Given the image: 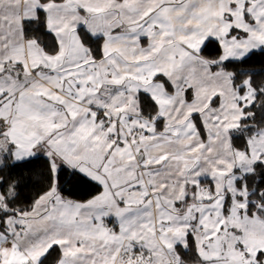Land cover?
<instances>
[{
	"label": "snow or ice",
	"instance_id": "1",
	"mask_svg": "<svg viewBox=\"0 0 264 264\" xmlns=\"http://www.w3.org/2000/svg\"><path fill=\"white\" fill-rule=\"evenodd\" d=\"M255 51L264 0H0V264H264Z\"/></svg>",
	"mask_w": 264,
	"mask_h": 264
},
{
	"label": "trees",
	"instance_id": "2",
	"mask_svg": "<svg viewBox=\"0 0 264 264\" xmlns=\"http://www.w3.org/2000/svg\"><path fill=\"white\" fill-rule=\"evenodd\" d=\"M219 50L214 44H209L203 51V55L214 58ZM229 71L255 72V79L259 82L264 80V52L255 51L246 58V63L233 62ZM5 176H11L12 180L19 181V194L21 202L30 201L36 193L46 187V164L44 158L22 162L19 166L6 169ZM64 194H71L73 199L85 200L94 194V188L88 184H80L74 181L70 175H66L62 181ZM55 254L53 255V260Z\"/></svg>",
	"mask_w": 264,
	"mask_h": 264
}]
</instances>
